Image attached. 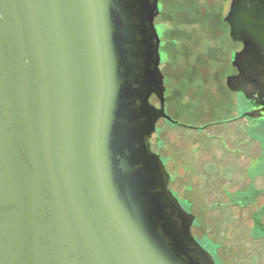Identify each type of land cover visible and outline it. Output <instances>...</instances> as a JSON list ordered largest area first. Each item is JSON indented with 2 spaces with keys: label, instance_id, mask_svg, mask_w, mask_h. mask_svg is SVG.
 <instances>
[{
  "label": "water",
  "instance_id": "1",
  "mask_svg": "<svg viewBox=\"0 0 264 264\" xmlns=\"http://www.w3.org/2000/svg\"><path fill=\"white\" fill-rule=\"evenodd\" d=\"M229 5L243 48L232 60L239 86L228 85L264 99V0ZM162 6L168 54L154 25ZM218 44L183 0H0V264H215L164 163L173 179L186 161L214 173L233 137L227 126L196 130L225 119L233 98L204 79L221 70ZM168 55L169 114L187 128L157 126L163 163L149 140L157 121L178 124L163 101Z\"/></svg>",
  "mask_w": 264,
  "mask_h": 264
},
{
  "label": "flooded vegetation",
  "instance_id": "2",
  "mask_svg": "<svg viewBox=\"0 0 264 264\" xmlns=\"http://www.w3.org/2000/svg\"><path fill=\"white\" fill-rule=\"evenodd\" d=\"M230 3L231 0H229L226 11L218 24L221 32L218 37L220 43L213 46L214 52H220L222 39L229 45L225 53L219 54L221 70L214 71L211 76L204 79L213 80L215 84L213 92L216 96H218V92L225 90L230 92L233 98L230 100V109L225 119L207 122V124L196 128V130H206L212 126H227L233 132L231 141H226L223 136L221 138L224 150L221 154L215 152L214 165L216 168L214 173H204L199 167H196L194 172L193 162L186 161L183 163L181 179H173L167 162L163 161V141L161 139L163 131L158 132L157 126L165 123L170 126L187 128L180 125L169 114L171 104L168 98L169 82L165 73V67L170 62L169 55L163 61H161L160 55L159 68L163 75L165 88L163 101L166 114L178 124L171 125L163 120L157 121L156 133L151 136L149 143L151 151L160 155L165 169L170 175L168 189L176 192L178 196L180 195L184 208L195 217V222L191 227L192 236H195L201 246L212 255L215 264H264V189L256 185L257 178L262 177L264 169L259 177L251 176L253 173L252 161L264 160V99L254 97L251 89L242 93L228 85V83L230 85L235 83L234 85L239 86V82L236 81V77L239 75L238 66L234 65L232 60L234 54L239 53L243 48L241 43L231 40L228 32L229 26L224 20ZM164 6L161 9L158 7L160 12L154 20V25L160 36V47L162 46L167 53L165 47H167L168 36L172 30L167 21L162 20ZM215 46L216 48H214ZM221 59L225 62L221 63ZM195 72L196 75L202 73L198 69ZM182 81L187 86L193 82L190 77ZM194 90L192 94L189 93V97L183 99L184 108L190 106ZM149 103L157 109L160 107L155 95L149 98ZM254 110L260 111L257 114L258 118L255 119L252 118ZM254 133L256 134L254 135ZM161 141L162 144L158 146V142ZM261 162L264 164V161ZM200 178L206 180V184L213 188L212 192L206 186L200 185L198 182ZM203 187L206 196L199 193L195 200L194 191L196 189L199 191ZM210 216H214L212 222H209Z\"/></svg>",
  "mask_w": 264,
  "mask_h": 264
},
{
  "label": "rangeland",
  "instance_id": "3",
  "mask_svg": "<svg viewBox=\"0 0 264 264\" xmlns=\"http://www.w3.org/2000/svg\"><path fill=\"white\" fill-rule=\"evenodd\" d=\"M187 4L202 24L207 28L211 35L218 43V37L221 33L219 30V21L223 17L229 0H183ZM210 17V18H206ZM221 47L226 51L229 45L223 39Z\"/></svg>",
  "mask_w": 264,
  "mask_h": 264
},
{
  "label": "trees",
  "instance_id": "4",
  "mask_svg": "<svg viewBox=\"0 0 264 264\" xmlns=\"http://www.w3.org/2000/svg\"><path fill=\"white\" fill-rule=\"evenodd\" d=\"M206 18H210V17H206Z\"/></svg>",
  "mask_w": 264,
  "mask_h": 264
}]
</instances>
